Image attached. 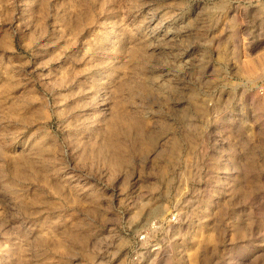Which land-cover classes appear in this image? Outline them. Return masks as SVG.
Instances as JSON below:
<instances>
[{
	"label": "rangeland",
	"instance_id": "rangeland-1",
	"mask_svg": "<svg viewBox=\"0 0 264 264\" xmlns=\"http://www.w3.org/2000/svg\"><path fill=\"white\" fill-rule=\"evenodd\" d=\"M263 73L264 2L0 0V264H264Z\"/></svg>",
	"mask_w": 264,
	"mask_h": 264
},
{
	"label": "built area",
	"instance_id": "built-area-1",
	"mask_svg": "<svg viewBox=\"0 0 264 264\" xmlns=\"http://www.w3.org/2000/svg\"><path fill=\"white\" fill-rule=\"evenodd\" d=\"M252 2H254L255 4L256 3H262V2H264V0H251ZM262 87H258V91L260 92V93H262V94H264V73H263V75H262ZM175 221V218L174 217H171L170 218V220H168V222H170V223H172V222H174ZM154 224H155V222H153L150 226H149V229L148 230H150V232H153L155 229H156V227L154 226ZM146 234H142V235H140L139 237H138V240H140V241H145L146 240Z\"/></svg>",
	"mask_w": 264,
	"mask_h": 264
}]
</instances>
